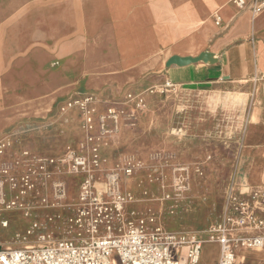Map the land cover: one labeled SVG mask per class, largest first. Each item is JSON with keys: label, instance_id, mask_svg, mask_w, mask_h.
<instances>
[{"label": "rangeland", "instance_id": "obj_1", "mask_svg": "<svg viewBox=\"0 0 264 264\" xmlns=\"http://www.w3.org/2000/svg\"><path fill=\"white\" fill-rule=\"evenodd\" d=\"M170 15L164 10L163 30L78 29L53 33L25 44L0 29V133H7L4 137L11 142L5 153L7 160L24 151L58 158L63 155L65 146L73 148L85 136L80 111L75 106L67 108L74 97L95 93L106 99L110 94L120 93L115 96L144 98L141 110L126 109V113L134 115L120 130L122 141L118 149L127 152L123 154L140 155L141 159L152 150L163 151L166 165L189 169V189L179 195L169 190V200L156 201L158 205L163 203L161 211L155 210L153 203L130 206V209L150 208L145 212L128 210L127 219L149 222L152 218L155 227L199 234L223 216L224 191L231 187L230 195L235 201L249 206L254 191L251 201H242L234 195L236 167L233 163L216 162L210 156L193 164L179 163L165 148V142L175 133L171 115L177 107L171 103L175 92L171 85L165 87L164 73L158 72L170 68H166L165 61L171 56L197 55L217 31L203 30L206 24L215 26L199 19L195 23H191L192 19L182 20L185 26L171 30L178 19ZM181 109L183 106H179L178 110ZM105 123L109 127V122ZM241 169H244L243 163L239 164L238 170ZM80 179V176L64 178L68 202L77 200ZM120 189L124 191L123 178ZM26 222L13 218L7 232L22 233ZM13 235L5 240L0 236V247L13 245ZM17 245L22 244L14 246ZM217 250L213 253H218ZM111 260L118 263L115 253ZM247 260L248 257L245 264Z\"/></svg>", "mask_w": 264, "mask_h": 264}, {"label": "built area", "instance_id": "obj_2", "mask_svg": "<svg viewBox=\"0 0 264 264\" xmlns=\"http://www.w3.org/2000/svg\"><path fill=\"white\" fill-rule=\"evenodd\" d=\"M231 3L240 10L248 7L252 17L264 11V0ZM219 22L216 17V24ZM143 99L128 96L127 101L134 104L133 112L144 107ZM94 103L91 96L67 103V108L75 106L80 111L85 136L75 147H66L62 156L24 151L9 160H0V236L7 232L13 218L27 221L22 233L11 234L14 242L23 245L0 247V264H199L204 242L219 245L217 264H234V247H263V236L235 234L263 228L264 222L254 216L246 202L235 201L230 192L222 219L207 229L205 240L200 233L155 227L152 218L149 222H129L127 205L141 200L167 201L169 190L178 195L186 192L189 169L166 165L160 150L150 152L145 159L122 154L110 163L102 151L134 114L116 108L98 113ZM105 121H110L109 127ZM10 147L9 138H1L0 157ZM166 169L170 170L168 178ZM141 171L146 172L143 180L135 178ZM68 176L81 177L74 202L67 201L64 178ZM146 184L157 185L161 194L151 196ZM252 200L255 208L264 206V190L252 192ZM113 253L118 263L111 260Z\"/></svg>", "mask_w": 264, "mask_h": 264}, {"label": "crops", "instance_id": "obj_3", "mask_svg": "<svg viewBox=\"0 0 264 264\" xmlns=\"http://www.w3.org/2000/svg\"><path fill=\"white\" fill-rule=\"evenodd\" d=\"M164 10L171 13L170 18L181 21L172 24L171 30L185 26L182 20L186 19H192L191 23L196 19L208 20L215 27L206 24L203 30H217L201 51L202 61L158 72L164 73L165 87L171 85L175 92L171 103L177 107L171 115V128L175 133H171L165 148L179 163L193 164L210 156L216 162L235 164L234 176L229 175L230 179L234 177V195L242 201H251L252 191L264 190V11L252 17L248 7L240 10L231 0H0V29L23 44L78 29L163 30ZM216 17L220 18L218 24ZM198 54L188 57H198ZM113 95L104 99L100 94L89 93L73 99L93 97V107L98 113H105L108 108L124 111L134 108L133 102L127 101L128 96ZM179 106L184 109L178 110ZM6 134L0 133V139ZM121 139L119 133L102 151L110 163L127 153L118 149ZM240 163L244 168L241 171L238 170ZM145 174L141 171L135 178L143 179ZM165 175L170 176L169 169L165 170ZM145 188L153 197L161 194L155 184H146ZM229 192L232 193L231 187L223 193L226 197L223 214ZM156 201L141 200L127 205L126 211L145 212L150 208H129L140 203H153L151 206L161 211L163 203L158 205ZM250 207L254 216L264 222V208H255L253 201ZM235 234L264 237V227L239 230ZM10 235L6 232L2 239H9ZM200 236L207 239L206 232H200ZM13 243L6 248L23 245ZM203 248L199 264H217L219 245L204 242ZM233 252L234 264H245L247 257L246 264H264V245L258 249L237 246Z\"/></svg>", "mask_w": 264, "mask_h": 264}, {"label": "water", "instance_id": "obj_4", "mask_svg": "<svg viewBox=\"0 0 264 264\" xmlns=\"http://www.w3.org/2000/svg\"><path fill=\"white\" fill-rule=\"evenodd\" d=\"M202 55L198 57H179V56H171L168 58V60L165 63L166 68H169L171 66H177V67H184L189 64H194L202 61Z\"/></svg>", "mask_w": 264, "mask_h": 264}, {"label": "bare ground", "instance_id": "obj_5", "mask_svg": "<svg viewBox=\"0 0 264 264\" xmlns=\"http://www.w3.org/2000/svg\"><path fill=\"white\" fill-rule=\"evenodd\" d=\"M97 187H100V184H98V186Z\"/></svg>", "mask_w": 264, "mask_h": 264}]
</instances>
